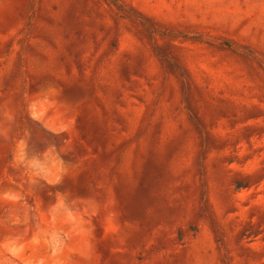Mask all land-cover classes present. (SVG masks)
Segmentation results:
<instances>
[{"label": "rangeland", "instance_id": "obj_1", "mask_svg": "<svg viewBox=\"0 0 264 264\" xmlns=\"http://www.w3.org/2000/svg\"><path fill=\"white\" fill-rule=\"evenodd\" d=\"M0 264H264V0H0Z\"/></svg>", "mask_w": 264, "mask_h": 264}]
</instances>
